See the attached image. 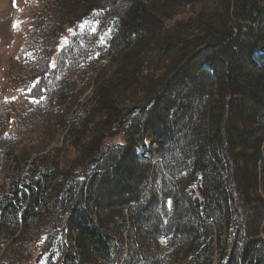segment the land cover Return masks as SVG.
Masks as SVG:
<instances>
[{
    "label": "trees",
    "instance_id": "obj_1",
    "mask_svg": "<svg viewBox=\"0 0 264 264\" xmlns=\"http://www.w3.org/2000/svg\"><path fill=\"white\" fill-rule=\"evenodd\" d=\"M102 1L55 0L53 14L76 22ZM108 11L106 65L65 123L74 157L27 172L14 157L2 171L1 260L28 264L56 244L60 264H153L148 242L164 235L165 264H264V0H115ZM72 46H51L44 63L72 64L74 81ZM147 142L154 164L139 156Z\"/></svg>",
    "mask_w": 264,
    "mask_h": 264
},
{
    "label": "rangeland",
    "instance_id": "obj_2",
    "mask_svg": "<svg viewBox=\"0 0 264 264\" xmlns=\"http://www.w3.org/2000/svg\"><path fill=\"white\" fill-rule=\"evenodd\" d=\"M54 1L0 0V200L10 191L2 171L5 166H12L14 157H22L29 163L24 172L32 161L45 168L48 162L62 164L74 157L70 143L63 144L65 123L91 96L95 75L106 65L105 54L114 38V21L108 22L106 13L109 15L108 9L115 0H103L99 11L87 8L90 13L76 22L74 11L66 17L59 14L56 17ZM69 45L73 46L67 59L71 63L74 58L81 60L74 71L79 74L72 76L76 78L74 81L67 78L72 64L65 65L66 73L64 70L51 73L44 63L51 46L65 50ZM254 59L264 66V47L254 53ZM68 89L76 98L62 105L60 96ZM112 141L119 143L124 139L119 136ZM155 149L154 144L148 149L144 145L139 156L154 164ZM148 186L153 187V182ZM165 204L170 212V200ZM156 214L163 224L167 223L162 209ZM8 228L10 232L14 225L10 222ZM167 241L168 237L163 235L148 242L146 254L151 262L156 261L153 264H165L162 259L166 260L170 254ZM55 245L39 252L38 259L35 251L28 264H60ZM2 251L0 247V264H8L4 258L1 260Z\"/></svg>",
    "mask_w": 264,
    "mask_h": 264
},
{
    "label": "snow or ice",
    "instance_id": "obj_3",
    "mask_svg": "<svg viewBox=\"0 0 264 264\" xmlns=\"http://www.w3.org/2000/svg\"><path fill=\"white\" fill-rule=\"evenodd\" d=\"M34 87H36V86H34Z\"/></svg>",
    "mask_w": 264,
    "mask_h": 264
}]
</instances>
